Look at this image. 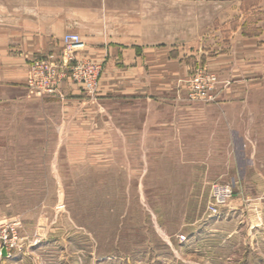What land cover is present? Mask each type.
Listing matches in <instances>:
<instances>
[{
  "label": "rangeland",
  "instance_id": "374dc122",
  "mask_svg": "<svg viewBox=\"0 0 264 264\" xmlns=\"http://www.w3.org/2000/svg\"><path fill=\"white\" fill-rule=\"evenodd\" d=\"M36 1L0 0V20ZM43 1L88 14L89 37L171 49L188 75L157 106L84 94V127L55 98L0 89V264H264V68L214 73L210 103L182 89L232 32L258 33L263 0ZM221 183L237 196L211 218Z\"/></svg>",
  "mask_w": 264,
  "mask_h": 264
},
{
  "label": "crops",
  "instance_id": "0c3cea01",
  "mask_svg": "<svg viewBox=\"0 0 264 264\" xmlns=\"http://www.w3.org/2000/svg\"><path fill=\"white\" fill-rule=\"evenodd\" d=\"M263 3L264 0L251 9L258 12L255 21L258 33L248 37L241 27L232 32L230 50L209 59L208 67L213 73L221 78L235 79L248 73L262 72ZM54 4L39 0L34 4L35 11L30 12V7H27L22 14L0 20V89L24 90L29 62L53 53L61 54L64 50L63 38L71 33L78 34L84 41L82 51L77 54L79 60L105 65L99 88L100 101L113 99L157 106L159 101L174 99L176 86L188 75L186 63L180 55L164 47L106 41L99 34L89 37L86 32L88 14L81 12L76 15L74 10L67 11L66 5ZM238 83L240 87L241 82ZM58 94L47 98H55L68 111L64 112V117L73 116L84 127L86 117L93 111H82L87 105L82 87L70 80L65 81L59 86ZM73 107H80L81 110L76 111ZM150 114L148 110L145 118L147 127L154 125Z\"/></svg>",
  "mask_w": 264,
  "mask_h": 264
},
{
  "label": "built area",
  "instance_id": "2783aa9c",
  "mask_svg": "<svg viewBox=\"0 0 264 264\" xmlns=\"http://www.w3.org/2000/svg\"><path fill=\"white\" fill-rule=\"evenodd\" d=\"M83 39L78 34L67 33L63 38L61 54H51L29 62L25 90L34 97H54L59 95V86L65 81L80 85L89 98L95 99L98 94L101 73L104 63H93L79 60L77 54L82 51ZM219 76L197 69L182 85L184 100L191 103H210L217 96ZM211 196L207 204V213L211 218H220L223 210L235 198L232 185L221 183L211 186ZM6 251L15 244L5 237ZM1 247V251L3 250Z\"/></svg>",
  "mask_w": 264,
  "mask_h": 264
},
{
  "label": "water",
  "instance_id": "95a60500",
  "mask_svg": "<svg viewBox=\"0 0 264 264\" xmlns=\"http://www.w3.org/2000/svg\"><path fill=\"white\" fill-rule=\"evenodd\" d=\"M3 254L6 255V250L5 249L3 250Z\"/></svg>",
  "mask_w": 264,
  "mask_h": 264
}]
</instances>
